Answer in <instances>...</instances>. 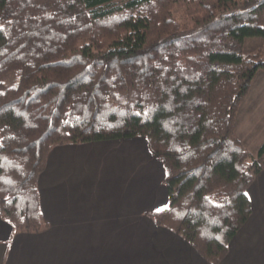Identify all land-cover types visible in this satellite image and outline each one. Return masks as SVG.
Listing matches in <instances>:
<instances>
[{"label":"trees","instance_id":"obj_1","mask_svg":"<svg viewBox=\"0 0 264 264\" xmlns=\"http://www.w3.org/2000/svg\"><path fill=\"white\" fill-rule=\"evenodd\" d=\"M264 0H0V215L44 224L56 145L143 136L167 203L149 216L218 264L251 213L259 157L234 130L264 47Z\"/></svg>","mask_w":264,"mask_h":264},{"label":"crops","instance_id":"obj_2","mask_svg":"<svg viewBox=\"0 0 264 264\" xmlns=\"http://www.w3.org/2000/svg\"><path fill=\"white\" fill-rule=\"evenodd\" d=\"M163 177L143 136L54 146L37 178L45 224L0 215V264H211L149 216L167 203ZM246 194L251 213L218 264H264V165Z\"/></svg>","mask_w":264,"mask_h":264},{"label":"rangeland","instance_id":"obj_3","mask_svg":"<svg viewBox=\"0 0 264 264\" xmlns=\"http://www.w3.org/2000/svg\"><path fill=\"white\" fill-rule=\"evenodd\" d=\"M242 46L245 53H254L264 47L260 37H247ZM256 75L237 109L234 124L236 136L247 140L246 146L237 136L254 155L264 140V70L258 71ZM259 162L264 165V154L259 157Z\"/></svg>","mask_w":264,"mask_h":264},{"label":"snow or ice","instance_id":"obj_4","mask_svg":"<svg viewBox=\"0 0 264 264\" xmlns=\"http://www.w3.org/2000/svg\"><path fill=\"white\" fill-rule=\"evenodd\" d=\"M160 210H162V209H158V211H160Z\"/></svg>","mask_w":264,"mask_h":264}]
</instances>
